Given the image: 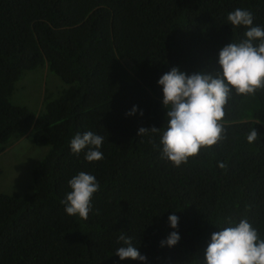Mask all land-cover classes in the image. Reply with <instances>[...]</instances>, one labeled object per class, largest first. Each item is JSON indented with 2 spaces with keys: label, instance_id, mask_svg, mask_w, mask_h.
I'll return each instance as SVG.
<instances>
[{
  "label": "trees",
  "instance_id": "trees-1",
  "mask_svg": "<svg viewBox=\"0 0 264 264\" xmlns=\"http://www.w3.org/2000/svg\"><path fill=\"white\" fill-rule=\"evenodd\" d=\"M236 8L264 27V0H0V153L29 131L47 148L29 192L0 194V264H142L115 255L121 233L145 264H203L225 218H246L264 239V89L233 92L224 138L179 167L161 158L158 134L137 135L166 126L163 73L218 71V50L244 39L226 21ZM40 66L62 85L49 76L54 88L35 114L11 96ZM252 128L258 139L248 143ZM85 131L104 137L102 160L70 152ZM80 171L100 183L87 219L60 203ZM173 212L181 239L161 247Z\"/></svg>",
  "mask_w": 264,
  "mask_h": 264
},
{
  "label": "clouds",
  "instance_id": "clouds-1",
  "mask_svg": "<svg viewBox=\"0 0 264 264\" xmlns=\"http://www.w3.org/2000/svg\"><path fill=\"white\" fill-rule=\"evenodd\" d=\"M226 21L233 28L243 27L244 39L231 41L218 50L219 70L186 73L172 66L156 82L162 90L161 105L166 109V126L138 129L139 136L148 132L158 134L161 158L174 167L187 163L201 149L216 145L224 138L221 121L233 92L254 95L264 89V27L254 24V14L249 9H234L227 14ZM137 112V106L133 105L126 115ZM139 115H143L142 110ZM257 139L258 133L252 128L246 140L253 143ZM103 142L104 137L93 131L77 132L70 140L69 148L75 155L84 152V159L94 162L103 159ZM219 166L224 167L222 163ZM68 186L70 191L60 201L65 213L87 219L92 210L93 195L100 190L99 181L92 173L80 171L68 180ZM167 220L172 231L160 245L171 248L181 239L176 231L179 217L173 212ZM214 225L219 231L210 236L204 249L203 264H264V239L246 218L238 222L225 218L222 224ZM117 239L123 244L115 250L121 261L130 259L145 264L147 258L130 237L121 233Z\"/></svg>",
  "mask_w": 264,
  "mask_h": 264
},
{
  "label": "rangeland",
  "instance_id": "rangeland-1",
  "mask_svg": "<svg viewBox=\"0 0 264 264\" xmlns=\"http://www.w3.org/2000/svg\"><path fill=\"white\" fill-rule=\"evenodd\" d=\"M49 76L60 80L50 73L46 66L25 73L16 83L11 102L23 105L35 114L42 108L45 90L51 91ZM58 87H55V90ZM46 147L34 145L30 131L0 153V194L22 195L29 192L32 184V170L46 154Z\"/></svg>",
  "mask_w": 264,
  "mask_h": 264
}]
</instances>
